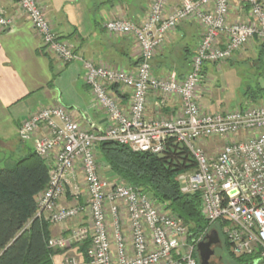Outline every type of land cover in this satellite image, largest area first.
<instances>
[{
	"label": "built area",
	"instance_id": "2783aa9c",
	"mask_svg": "<svg viewBox=\"0 0 264 264\" xmlns=\"http://www.w3.org/2000/svg\"><path fill=\"white\" fill-rule=\"evenodd\" d=\"M176 1L172 9L170 0H152L140 24L126 17L105 23L108 33L132 35L139 46L141 61L128 71L81 57L74 44L54 30L40 0H17L19 10L51 55L65 64L79 59L83 62L93 106L104 109L110 122L97 132L82 127L72 110L57 105L32 113L19 127L22 138L35 137V151L50 166L48 185L37 197L36 216L51 224H64L89 213L88 224L69 236L49 241L51 247L66 249L92 240L89 262L70 258L64 264H198L197 245L216 224L235 255L252 256L256 264L264 262V104L210 111L200 105L197 90L208 63L230 59L253 39L264 42V0L240 2L242 7H249L247 18L235 21L230 19V0ZM188 21L195 22L202 33L191 58V70L183 78L175 72L157 77L152 60L168 33ZM14 22L0 7V30H11ZM115 87L132 90L127 108ZM151 92L177 96L180 113L172 119L148 118ZM102 140L153 154H162L170 140L185 146L196 166L189 173H181L178 180L182 192L200 193L201 214L208 223L205 230L189 240L184 221L149 194L103 178L97 157V143ZM215 140L224 145L210 153L206 145ZM77 165L84 176L87 204L61 206L68 176L74 174ZM122 209L129 221V237L122 229ZM108 212L114 216V242Z\"/></svg>",
	"mask_w": 264,
	"mask_h": 264
},
{
	"label": "crops",
	"instance_id": "0c3cea01",
	"mask_svg": "<svg viewBox=\"0 0 264 264\" xmlns=\"http://www.w3.org/2000/svg\"><path fill=\"white\" fill-rule=\"evenodd\" d=\"M40 1L54 30L63 39L73 43L81 57L128 71L138 66L140 49L134 37L110 34L105 28V23L109 19L118 17H126L138 24L142 23L152 0H147L146 3L129 0L116 2L114 0ZM232 1L240 4V0ZM176 3V0H170V8H175ZM0 7L15 21L11 30H0V129L2 130L0 145L11 146V152L14 158L16 157V161L34 153L35 137L22 138L19 133L20 124L41 108L57 105H63L72 110L82 127L97 132L104 130L110 124L109 117L104 109L93 106V94L85 80L83 62L79 59L65 64L56 56L51 55L44 48L41 38L28 17L19 10L17 0H3ZM240 14L242 18L247 17L246 9H243L242 13L239 10L237 15L231 11L230 19L238 20ZM201 34L199 26L191 21L182 23L170 32L153 61L154 74L165 78L175 72L183 78L191 70V56L200 42ZM185 40H192L193 43L187 41L184 44ZM240 54H236V57ZM220 65V71L227 66L226 62ZM218 67L216 64L208 63L205 66L206 77L208 78L209 70L219 71ZM115 90L120 102L127 108L132 90L127 88H116ZM199 90L202 91L201 94ZM199 90L201 99L199 102L204 109L226 111L223 109L224 101H220V108L214 107L216 99L212 89L202 86ZM180 111L181 102L177 96H164L157 92L149 94L146 108L148 118L172 119ZM8 127L12 128L15 135H18V139L14 142L10 139L7 143L8 139L3 138ZM102 166L106 165L102 164ZM103 167L101 170L109 178L122 180L112 173L109 167ZM67 184V193L59 200V204L64 207H71L78 203L86 205L87 191L78 202L73 197V190L79 189L81 184L84 186L80 165L76 166L74 174L68 176ZM84 188L86 189L85 186ZM113 217L108 212L112 242H114L115 224ZM120 218L123 232L129 237V221L124 209L120 211ZM89 219V213H85L64 224H51L52 238L61 235L69 236L74 229L88 224ZM112 248L115 249L114 244ZM70 258L84 260L77 244L68 246L61 253L56 254L54 264H64Z\"/></svg>",
	"mask_w": 264,
	"mask_h": 264
},
{
	"label": "trees",
	"instance_id": "16d2710c",
	"mask_svg": "<svg viewBox=\"0 0 264 264\" xmlns=\"http://www.w3.org/2000/svg\"><path fill=\"white\" fill-rule=\"evenodd\" d=\"M244 7L246 11L249 9L247 4ZM257 60L260 63V67H256L260 70L257 77L264 78V44ZM245 94L252 100L264 98V87L257 82L256 87L247 89ZM98 153L112 173L149 194L166 211L180 217L189 226L190 239L197 238L208 226L201 214L200 193L182 192L178 180L182 172L196 166L185 146L170 140L163 155H159L136 152L117 141L102 140L97 143ZM49 169V163L36 151L0 168V264H54V256L62 252V248L49 245L51 223L36 216L37 197L48 185ZM215 230L219 235V244L223 242L236 264H256L252 256L235 255L225 237L224 241L221 240V226L216 224ZM76 244L84 260L89 262L92 240L72 245Z\"/></svg>",
	"mask_w": 264,
	"mask_h": 264
},
{
	"label": "rangeland",
	"instance_id": "374dc122",
	"mask_svg": "<svg viewBox=\"0 0 264 264\" xmlns=\"http://www.w3.org/2000/svg\"><path fill=\"white\" fill-rule=\"evenodd\" d=\"M116 1H119V0H114V2H116ZM129 1L130 2L131 1H134V2L144 1V3L147 2V0H129ZM230 8H231V11L233 12L234 15L235 14L237 15V12L239 10L242 13L243 9H245V7H242L240 4L235 3L233 1L231 2V0H230ZM231 11H230V14H231ZM239 17H240L239 20H243L242 14H240ZM246 18L247 17H245L244 19H246ZM169 33H168V35H169ZM167 38H168V36H167ZM187 41L191 44L193 43L192 40H185L184 44ZM263 44H264V42L262 40H260L259 38L251 40L239 52L236 53V54L241 53L239 55L240 57L239 56L236 57V54H234L230 59L224 61V62H226L227 66H225L221 71H220V66H221L220 63H222V62L216 63V65L219 66L218 67L219 71H216L215 69L209 70L208 78L206 77V72H204L205 76H204V78H203L202 82L200 83L197 90H199L202 86H203V88L212 89L213 92L215 93L214 96L216 99V103L214 104L215 108H220V106H219L220 101L221 102L224 101V104H223L224 108L223 109H225V110L233 109V108L240 107V106H247L250 104L263 105L264 104V98L252 100V99H248V97L245 94V91L247 89L255 88L257 82H260V85L264 87V78L258 79L257 75H259V72H257V71L259 70V68L256 69V67H258L260 65L259 61L257 60V57H258V54H259L260 49H261ZM140 57H141V52H140ZM239 58H241V59H239ZM232 61H233V63H232ZM262 71L264 73V69H262ZM262 77H264V74H262ZM199 91L201 94L202 91L201 90H199ZM220 92H221V94H220ZM217 110H219V109H217ZM0 132H2L1 129H0ZM5 132H6V135L3 138L8 139L7 143H9L10 139L13 142L18 139V135L17 134L15 135L12 128L8 127L5 130ZM14 136H15V138H14ZM1 137H2V135H1ZM223 145H224L223 141L215 140V142H209L208 145H206V148L210 153H213V152H217L219 149H221L223 147ZM11 148H12L11 146L8 147L7 145H3V146L0 145V168H3L6 165H9L11 163H14V161H16V157L14 158V155H12ZM159 155H163V153L159 154ZM97 157H98L100 174L103 178L108 180V182H110V183L121 182V183L127 184L124 180H112L107 175H105V173L101 170L103 167L102 164L106 165L104 163V159L100 157L99 153L97 154ZM106 166L109 167L108 165H106ZM105 167H103V168H105ZM192 170L193 169L186 170L182 173H185V172L189 173ZM83 183L85 186L84 176H83ZM67 185H66V193L68 190ZM84 186H83V184H81L79 186V189L73 190L74 191L73 197L77 202L80 201L79 199L81 197H84V194H86L87 190L84 188ZM187 228L189 231L188 225H187ZM220 237H221L222 241L225 240L224 236L222 234L220 235ZM189 240H192V239L189 238ZM215 249H216V258H215L216 264H236L234 262V260L231 259V257L229 256L223 242H222V244L216 245ZM220 257H221V260H219ZM196 259H197L198 264H201V258H200L198 253H197Z\"/></svg>",
	"mask_w": 264,
	"mask_h": 264
},
{
	"label": "water",
	"instance_id": "95a60500",
	"mask_svg": "<svg viewBox=\"0 0 264 264\" xmlns=\"http://www.w3.org/2000/svg\"><path fill=\"white\" fill-rule=\"evenodd\" d=\"M220 243L219 235L216 230H212L205 238V240L198 243L197 248L200 253L202 264H206L209 257L214 254L213 245Z\"/></svg>",
	"mask_w": 264,
	"mask_h": 264
},
{
	"label": "flooded vegetation",
	"instance_id": "af4514ba",
	"mask_svg": "<svg viewBox=\"0 0 264 264\" xmlns=\"http://www.w3.org/2000/svg\"><path fill=\"white\" fill-rule=\"evenodd\" d=\"M215 246L216 245H213L212 246V248L214 249V254H212L210 257H209V259H208V261L206 262V264H216L215 263V258H216V249H215ZM197 253L199 254V256H200V253H199V251H197ZM219 260H221V257L219 258ZM201 264H202V261H201Z\"/></svg>",
	"mask_w": 264,
	"mask_h": 264
}]
</instances>
